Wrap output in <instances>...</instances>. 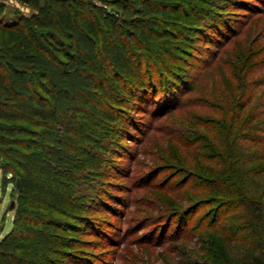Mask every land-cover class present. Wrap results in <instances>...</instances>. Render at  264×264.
Here are the masks:
<instances>
[{"label": "trees", "instance_id": "trees-1", "mask_svg": "<svg viewBox=\"0 0 264 264\" xmlns=\"http://www.w3.org/2000/svg\"><path fill=\"white\" fill-rule=\"evenodd\" d=\"M22 1L31 11L14 22L3 20L0 2V168L2 182L13 183L19 199L12 227L4 234L0 229V264H56L52 258L63 252L65 232L79 229V222L85 226L81 233L89 232L88 213L103 204L92 182L103 175L109 140L120 132L111 149L116 152L130 135L124 126L135 124L132 110L147 111L159 91L183 86L174 69L179 57L173 43L189 36L196 19L190 0ZM209 20L202 21V30L211 27L219 38L232 31L224 20ZM244 85L229 80L225 93L213 96L218 105L205 104L218 119L230 113L231 125L209 117L205 127L223 123L232 134L246 110L237 100L246 93ZM263 114L250 109L243 128L252 134L236 136L232 151L201 155L228 172L203 175L201 185H190L175 209L177 222L196 204L223 195L231 197L244 223L228 235L229 243L245 241L258 231L255 226L264 230ZM247 141L245 154L240 147ZM249 249L230 264H264V253L255 245ZM65 254L66 264L77 263L74 252Z\"/></svg>", "mask_w": 264, "mask_h": 264}, {"label": "rangeland", "instance_id": "rangeland-1", "mask_svg": "<svg viewBox=\"0 0 264 264\" xmlns=\"http://www.w3.org/2000/svg\"><path fill=\"white\" fill-rule=\"evenodd\" d=\"M190 1L196 19L193 30L173 43L179 57L174 69L183 86L178 91H159L147 111L132 110L135 124L124 126L131 136L121 140L116 152L111 149L117 145L120 132L109 140L103 175L92 182L93 188L99 187L103 203L88 213L92 229L82 234L85 226L79 222V229L67 230L63 252L52 258L54 263L66 264L65 253L70 252H74L76 264H230L249 255L250 245L264 253V230L259 225L245 241L229 243L228 235L244 224L236 216L238 210L231 197L221 195L211 203L196 204L183 221L179 220L182 227L177 222L175 209L190 185H201L203 175L228 172L224 165L211 166L201 155H210L212 149L232 151L229 146L236 136L252 134L249 127L243 128L250 109L264 111V0ZM0 2L5 4L2 18L6 22L31 11L22 0ZM206 19L224 20L223 25L228 23L232 31L226 29L219 38L211 27L202 30L200 24ZM231 70L234 76L229 75L234 74ZM228 79L245 82L246 90L237 99L246 103V110L231 126V135L223 123H214L211 129L204 126L209 117L218 119L205 104L218 105L213 96L225 93ZM169 98V106H165ZM218 120L230 125L233 121L230 113ZM244 143L247 147L243 144L240 150L247 154L251 142ZM219 185L222 189L228 186ZM212 188L214 185L210 186L214 191ZM17 201L13 183L2 182L0 168L2 234L12 227ZM186 204L184 201L182 206ZM199 218L204 221L196 227ZM213 219H217L216 224Z\"/></svg>", "mask_w": 264, "mask_h": 264}, {"label": "clouds", "instance_id": "clouds-1", "mask_svg": "<svg viewBox=\"0 0 264 264\" xmlns=\"http://www.w3.org/2000/svg\"><path fill=\"white\" fill-rule=\"evenodd\" d=\"M12 2H14V0H12ZM26 12L28 11V10H25Z\"/></svg>", "mask_w": 264, "mask_h": 264}]
</instances>
